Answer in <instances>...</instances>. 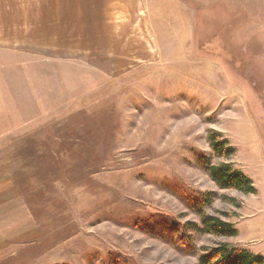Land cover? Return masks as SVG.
Listing matches in <instances>:
<instances>
[{"label":"rangeland","instance_id":"1","mask_svg":"<svg viewBox=\"0 0 264 264\" xmlns=\"http://www.w3.org/2000/svg\"><path fill=\"white\" fill-rule=\"evenodd\" d=\"M225 162L257 191L221 188ZM224 244L264 257V0H0V264Z\"/></svg>","mask_w":264,"mask_h":264},{"label":"trees","instance_id":"2","mask_svg":"<svg viewBox=\"0 0 264 264\" xmlns=\"http://www.w3.org/2000/svg\"><path fill=\"white\" fill-rule=\"evenodd\" d=\"M214 148L218 156L230 157L234 154L233 147L223 149L220 144H216ZM209 171L221 188L236 189L245 193H255L257 191L251 178L242 171L235 169L229 162L210 165ZM161 226L162 224L158 225L159 228H163ZM202 226L205 232L218 236H236L238 234V229L234 227L233 223L212 214L205 215L202 218ZM213 260H215V263H213ZM201 262L203 264H264V257L261 255L252 256L245 250L230 248L227 244H224L213 249L209 254L203 255Z\"/></svg>","mask_w":264,"mask_h":264}]
</instances>
